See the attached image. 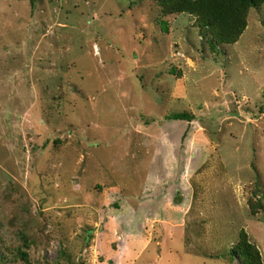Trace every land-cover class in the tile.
Segmentation results:
<instances>
[{
    "label": "rangeland",
    "instance_id": "rangeland-1",
    "mask_svg": "<svg viewBox=\"0 0 264 264\" xmlns=\"http://www.w3.org/2000/svg\"><path fill=\"white\" fill-rule=\"evenodd\" d=\"M212 42L158 0H0V264H264V5Z\"/></svg>",
    "mask_w": 264,
    "mask_h": 264
},
{
    "label": "trees",
    "instance_id": "trees-1",
    "mask_svg": "<svg viewBox=\"0 0 264 264\" xmlns=\"http://www.w3.org/2000/svg\"><path fill=\"white\" fill-rule=\"evenodd\" d=\"M169 13H187L198 18L201 26L209 29L215 45H229L237 42L246 27V18L250 9L264 5V0H158ZM177 121H189L187 114L173 115ZM237 253L248 264H261L256 251L243 237Z\"/></svg>",
    "mask_w": 264,
    "mask_h": 264
}]
</instances>
